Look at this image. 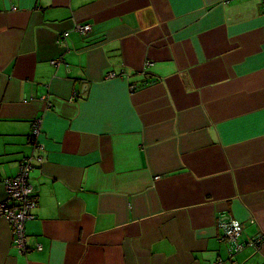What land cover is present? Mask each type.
<instances>
[{"label": "crops", "instance_id": "0c3cea01", "mask_svg": "<svg viewBox=\"0 0 264 264\" xmlns=\"http://www.w3.org/2000/svg\"><path fill=\"white\" fill-rule=\"evenodd\" d=\"M30 156L0 264H264L263 0H0V201Z\"/></svg>", "mask_w": 264, "mask_h": 264}, {"label": "built area", "instance_id": "2783aa9c", "mask_svg": "<svg viewBox=\"0 0 264 264\" xmlns=\"http://www.w3.org/2000/svg\"><path fill=\"white\" fill-rule=\"evenodd\" d=\"M264 3V0H263ZM78 31L82 34L91 30L89 24L79 25ZM55 63V61H54ZM112 76L114 74L112 73ZM40 124L36 123L32 132L33 142L39 137ZM33 156L25 158L20 166L19 174L9 177L4 182L6 187V199L0 201V218L10 223L14 234V243L21 251L27 252L26 223L33 219V210L37 206V196L34 193L33 184L30 183V174L33 169ZM39 159V158H38ZM224 238L234 242L239 239L242 232V224L238 220H229L221 223Z\"/></svg>", "mask_w": 264, "mask_h": 264}]
</instances>
